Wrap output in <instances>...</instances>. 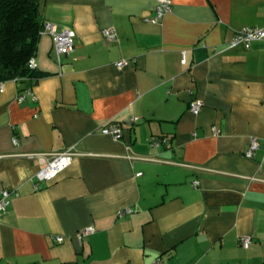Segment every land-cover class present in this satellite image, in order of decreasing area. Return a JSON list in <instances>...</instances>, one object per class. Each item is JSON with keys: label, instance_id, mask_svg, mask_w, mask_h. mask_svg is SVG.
I'll use <instances>...</instances> for the list:
<instances>
[{"label": "crops", "instance_id": "crops-1", "mask_svg": "<svg viewBox=\"0 0 264 264\" xmlns=\"http://www.w3.org/2000/svg\"><path fill=\"white\" fill-rule=\"evenodd\" d=\"M38 2L74 47L59 63L42 34L35 59L49 73L0 90V187L12 190L0 264H264V39L230 45L264 27V0H172L157 23L158 0ZM29 87L37 99L20 100ZM111 119L121 139L102 131ZM67 149L71 165L36 188L48 156L26 154Z\"/></svg>", "mask_w": 264, "mask_h": 264}, {"label": "built area", "instance_id": "built-area-1", "mask_svg": "<svg viewBox=\"0 0 264 264\" xmlns=\"http://www.w3.org/2000/svg\"><path fill=\"white\" fill-rule=\"evenodd\" d=\"M172 8V0H158V4L155 9V15L147 18L148 21L157 23L161 20V18L165 15L166 12L170 11ZM43 34H49L52 36L53 39V52L55 58L59 63H61L63 57L67 55L74 47V37L75 31L70 27H63L59 28L58 25L51 21H45L43 27ZM104 36L108 41H112L116 38L117 32L116 29L113 27L104 29ZM264 39V27H243L236 31L233 38L230 41L231 46L242 44L246 48H250L254 41ZM185 57L183 58V62L185 63ZM128 60H120L116 63V66L123 67L128 64ZM32 67L37 66V62L35 58H32L30 61ZM4 87V81H0V90ZM31 94L33 99L36 100V96L33 93L32 89L26 88L19 92L18 97L20 100H25L27 95ZM203 106V101L200 99H195L190 103V110L197 114L201 110ZM131 121L137 120V118H131ZM102 131L105 133L111 134L115 139H121L124 135V129L122 123L119 119H111L105 122L102 126ZM14 143H18L19 139L17 137H13ZM167 138L161 137H154L151 139V145L153 147H159L163 144H167ZM261 143L258 139L253 138L249 148L245 151V154L248 157L254 155L256 149L260 147ZM27 156L30 158L33 157H43L48 156L47 160L45 161L44 165L40 168V170L36 174V185L38 187V183L40 181H52L54 180L60 173H62L65 169H67L74 157L73 149H67L65 151L44 154L38 152H31L27 153ZM194 185H198V180L193 181ZM12 195V190L8 186H1L0 187V218L4 215L7 211L8 206L10 204V197ZM133 209H125L122 213L132 212ZM95 232V227L93 225L83 227L78 230L76 233V237L79 240H83L88 235ZM56 239L59 242L65 240L64 236H57ZM253 241L252 235H242L240 237V244L248 248ZM158 264H166L163 258L158 259Z\"/></svg>", "mask_w": 264, "mask_h": 264}, {"label": "trees", "instance_id": "trees-1", "mask_svg": "<svg viewBox=\"0 0 264 264\" xmlns=\"http://www.w3.org/2000/svg\"><path fill=\"white\" fill-rule=\"evenodd\" d=\"M38 0H0V81H38L49 72L32 67L44 27Z\"/></svg>", "mask_w": 264, "mask_h": 264}]
</instances>
